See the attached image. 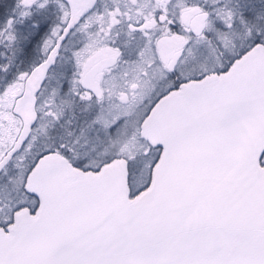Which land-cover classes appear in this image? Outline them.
Returning <instances> with one entry per match:
<instances>
[{
	"label": "snow or ice",
	"instance_id": "obj_1",
	"mask_svg": "<svg viewBox=\"0 0 264 264\" xmlns=\"http://www.w3.org/2000/svg\"><path fill=\"white\" fill-rule=\"evenodd\" d=\"M0 264H264V0H0Z\"/></svg>",
	"mask_w": 264,
	"mask_h": 264
}]
</instances>
